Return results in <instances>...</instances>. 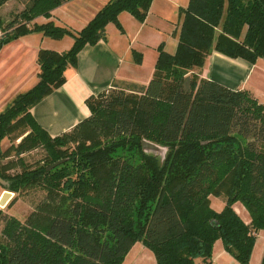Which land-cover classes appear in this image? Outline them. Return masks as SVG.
Here are the masks:
<instances>
[{"label":"trees","instance_id":"obj_1","mask_svg":"<svg viewBox=\"0 0 264 264\" xmlns=\"http://www.w3.org/2000/svg\"><path fill=\"white\" fill-rule=\"evenodd\" d=\"M68 1L27 0L10 21L0 18V50L35 33L73 40L61 53L39 50L37 82L0 112L2 188L15 199L35 198L23 222L0 216V264H122L135 243L156 264H211L217 240L238 264H249L264 231V107L198 71L211 50L264 60V0H188L178 9L176 51L157 48L148 83L115 82L89 96V116L51 137L30 110L65 83L85 46L105 39L107 24L121 31L122 12L143 23L153 0H109L75 32L32 22ZM142 142L162 148V157ZM36 150L40 157L27 161ZM210 197L224 204L221 211Z\"/></svg>","mask_w":264,"mask_h":264},{"label":"crops","instance_id":"obj_2","mask_svg":"<svg viewBox=\"0 0 264 264\" xmlns=\"http://www.w3.org/2000/svg\"><path fill=\"white\" fill-rule=\"evenodd\" d=\"M108 1L70 0L51 11V19L59 26L79 31ZM187 2L188 0H173L160 4L159 0H153L143 23L137 22L126 12L120 13L118 21L121 31L113 24H107L105 39L95 45L85 46L77 55L76 67L66 69L65 83L30 110L36 123L49 136H59L69 132L89 116L85 105L89 96L108 90L115 82L146 85L153 74L157 48L162 46L170 55L176 51L180 25L178 9L184 8ZM72 44L73 40L67 36L53 40L35 33L20 37L1 48L0 112L17 95L25 93L37 82L36 56L39 50L61 53L69 50ZM137 59L139 63L136 62ZM198 72L201 79L215 82L226 89L249 92L264 107L263 59H257L251 64L211 50ZM210 206L219 212L224 204L217 198L210 197ZM263 251L264 232H259L249 264H260ZM122 264L156 262L147 248L141 243H135ZM211 264L238 263L224 251L221 242L217 240L213 244Z\"/></svg>","mask_w":264,"mask_h":264},{"label":"rangeland","instance_id":"obj_3","mask_svg":"<svg viewBox=\"0 0 264 264\" xmlns=\"http://www.w3.org/2000/svg\"><path fill=\"white\" fill-rule=\"evenodd\" d=\"M160 4L161 2H172L173 0H159ZM27 0H12L9 1L7 3H5L1 8H0V18L7 23L8 21H10L14 15H16L20 10H22V8L24 7V5L26 4ZM47 21H52L51 17L50 19H45L43 17H38L36 19H33V23L39 24L41 22L46 23ZM55 25H57L54 21H52ZM4 23V24H5ZM42 23V24H43ZM59 26V25H57ZM1 33V32H0ZM122 84L118 83L117 88H121ZM9 141L8 140H4L1 143V149L5 150L8 146H9ZM73 148V147H71ZM163 149L159 147V150H156L155 155L162 157L163 155ZM41 155V151L40 150H36L33 151L32 153L25 155V159L28 161L30 160L31 162L33 160H37ZM10 173H13L10 172ZM3 188L2 186H0V192H3ZM1 196V195H0ZM39 198V194L36 195V199ZM35 200V198L31 197V195L28 196H24L23 198L19 197V198H13L7 203V205L5 207H0V216L3 218H7V217H11L14 218L20 222H23L26 217L30 214V212L32 211V206L31 203ZM234 210L239 214V217L243 220V221H248L250 220L249 218V214L247 213V211L245 209H243V206L240 203H236L234 205ZM0 217V218H1ZM3 226V221H1L0 219V230ZM264 231H260V233H263ZM259 242L261 243V238H259Z\"/></svg>","mask_w":264,"mask_h":264},{"label":"water","instance_id":"obj_4","mask_svg":"<svg viewBox=\"0 0 264 264\" xmlns=\"http://www.w3.org/2000/svg\"><path fill=\"white\" fill-rule=\"evenodd\" d=\"M142 148L147 153L155 154L156 150H159V147L148 143V142H142ZM164 152V151H163ZM0 186H6V183L0 179ZM13 198V194L8 191H3L0 196V207H5L7 203Z\"/></svg>","mask_w":264,"mask_h":264}]
</instances>
